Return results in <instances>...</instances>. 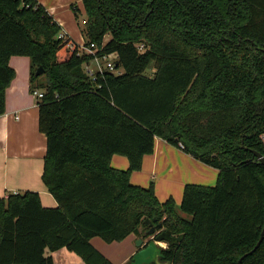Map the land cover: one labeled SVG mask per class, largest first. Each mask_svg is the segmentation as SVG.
<instances>
[{"label": "trees", "instance_id": "16d2710c", "mask_svg": "<svg viewBox=\"0 0 264 264\" xmlns=\"http://www.w3.org/2000/svg\"><path fill=\"white\" fill-rule=\"evenodd\" d=\"M82 1L85 45L117 55L115 72L87 75L93 57L60 38L37 0H0V116L10 60L28 57L31 91L43 93L42 181L58 203L0 194V264H54L47 250L61 249L112 264L91 239H146L147 220L185 235L163 262L264 264V240L251 254L264 229V165L253 153L264 157V0ZM157 138L217 169L216 185H187L180 209L153 184L132 185ZM114 155L126 171L111 167Z\"/></svg>", "mask_w": 264, "mask_h": 264}, {"label": "crops", "instance_id": "0c3cea01", "mask_svg": "<svg viewBox=\"0 0 264 264\" xmlns=\"http://www.w3.org/2000/svg\"><path fill=\"white\" fill-rule=\"evenodd\" d=\"M37 1L59 24L62 34L78 45L85 43L74 12L76 9L80 16L86 15L82 0ZM10 66L15 70L16 78L6 93L5 114L0 116V194L7 198L11 193L36 192L44 207L56 208L57 201L42 181L47 138L39 131V99L31 91V60L28 57H12ZM129 165L124 156L112 157L111 167L116 170L126 171ZM218 176L217 169L157 138L154 154L144 158L142 169L131 174L130 182L144 188L153 184L161 203L173 199L180 209L187 185L213 187ZM138 239L132 234L122 242L107 243L95 237L90 243L112 264H129L138 251ZM47 255L53 258L54 264H86L67 249L47 250Z\"/></svg>", "mask_w": 264, "mask_h": 264}, {"label": "water", "instance_id": "95a60500", "mask_svg": "<svg viewBox=\"0 0 264 264\" xmlns=\"http://www.w3.org/2000/svg\"><path fill=\"white\" fill-rule=\"evenodd\" d=\"M44 69L39 68L36 72V76H42L44 74ZM254 156L259 160L261 164L264 165V157L258 153L253 152ZM149 229L146 232V239L139 238L136 242V247L138 251L131 258V264H172L171 262H163V250L168 246H176L180 244L185 235L173 236L170 231H164L163 225L159 224L158 226H153L148 220ZM160 230V231H158ZM264 240V229L261 235V238L251 252V254L261 245Z\"/></svg>", "mask_w": 264, "mask_h": 264}, {"label": "built area", "instance_id": "2783aa9c", "mask_svg": "<svg viewBox=\"0 0 264 264\" xmlns=\"http://www.w3.org/2000/svg\"><path fill=\"white\" fill-rule=\"evenodd\" d=\"M65 35L61 33L60 38H63ZM140 50H143V46H139ZM80 54H86L93 57V60L87 64H85V71L87 75L94 78L97 76V74H102L103 72H115L116 69V59L117 55L115 54H109L104 56H99L98 53L102 51V49H99L95 44H90L89 46L80 45ZM101 61L106 62V67H103L101 65ZM32 95L37 99L43 98V93L39 90L32 91ZM180 149L183 150L184 146L180 144Z\"/></svg>", "mask_w": 264, "mask_h": 264}, {"label": "rangeland", "instance_id": "374dc122", "mask_svg": "<svg viewBox=\"0 0 264 264\" xmlns=\"http://www.w3.org/2000/svg\"><path fill=\"white\" fill-rule=\"evenodd\" d=\"M85 18H86L85 15L80 16L79 14H78V18H76V20H77L79 26L81 27V29H82L83 26H84V25H83V21H84ZM101 65H102L103 67H106V62H105V61H101ZM151 71H153V68L150 69V72H151ZM150 72L148 71V73H150ZM39 80H40L41 82H43V81L45 80V77H44V76H41ZM188 218H190V217H188Z\"/></svg>", "mask_w": 264, "mask_h": 264}]
</instances>
